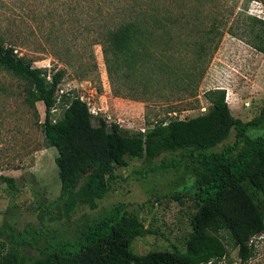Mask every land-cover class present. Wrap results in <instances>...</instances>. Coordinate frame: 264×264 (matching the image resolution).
Wrapping results in <instances>:
<instances>
[{
    "label": "rangeland",
    "instance_id": "rangeland-1",
    "mask_svg": "<svg viewBox=\"0 0 264 264\" xmlns=\"http://www.w3.org/2000/svg\"><path fill=\"white\" fill-rule=\"evenodd\" d=\"M140 10L178 16L177 23L162 20L166 31L160 46L171 34L172 48H190L197 31L210 22L223 25L222 35L211 54H148L147 63H138L126 76L111 54L101 53L100 34ZM249 17L264 21V4L258 0H0V36L17 55L40 67L45 79L62 70L61 96L81 94L100 116L119 118L121 128L140 130L170 118L204 113L210 106L206 93L215 88L224 90L234 117L246 121L258 114L264 104V52L252 46L250 31L256 27L250 29ZM185 83L189 86L182 92ZM28 90L23 77L0 66V175L19 179L14 190L0 183V224L6 221L20 237L41 244L55 237L77 240L89 222L130 211L150 230L133 239L134 253L172 245L182 249L190 232L189 214L196 208L201 166L182 161L149 171L142 160L126 156L127 165L116 169L118 177L95 208L78 204L65 212L56 199V150L47 147L42 137L43 104L32 102ZM63 100L56 102L49 119L62 116ZM262 132L264 118L246 133L253 138ZM232 140L230 131L213 149L220 150ZM172 193L178 198L170 197ZM217 235L226 255L210 264H264V232L251 237L252 253L244 262L239 261L229 234L219 229ZM0 240H4L1 234Z\"/></svg>",
    "mask_w": 264,
    "mask_h": 264
},
{
    "label": "trees",
    "instance_id": "trees-1",
    "mask_svg": "<svg viewBox=\"0 0 264 264\" xmlns=\"http://www.w3.org/2000/svg\"><path fill=\"white\" fill-rule=\"evenodd\" d=\"M258 1L264 4V0ZM249 18L250 29L256 27L250 31L252 46L264 52V21ZM162 20L177 23L178 16L140 10L138 15L108 26L100 34L101 53L111 54L115 66H123L127 71L124 75L129 76L138 63H147L144 59L148 54H211L222 35L223 25L210 22L197 31L190 48H172L171 34L160 46L161 35L166 31ZM0 66L23 77L29 85L31 101L43 104L42 137L47 147L56 150V199L65 212H71L78 204L95 208L110 182L118 177L116 169L127 165L126 156L142 160L149 171L175 167L182 161L201 166L194 194L196 208L189 214L190 232L182 249L172 245L170 249L134 253L130 248L133 239L150 230L136 213L122 211L89 222L77 240L55 237L41 244L20 237L13 226L3 221L0 264H210L226 255L217 235L219 229L231 237L240 262L251 256V237L264 232V132L253 138L246 132L264 118V104L256 116L243 121L230 113L224 90L215 88L206 93L210 106L204 113L131 130L115 123L107 127L101 118L93 123L84 103L60 96L61 100L65 98L62 116L51 122L49 109L54 105V91L62 70H56L46 80L40 67L17 55L11 45L2 42L1 36ZM188 86L185 83L180 91ZM192 90L187 89L190 93ZM118 93L115 95L120 96ZM230 131L232 142L214 150ZM18 180L0 175V183L12 190L17 188ZM170 197L176 199L178 195L172 193ZM26 248L34 252L28 253Z\"/></svg>",
    "mask_w": 264,
    "mask_h": 264
},
{
    "label": "built area",
    "instance_id": "built-area-1",
    "mask_svg": "<svg viewBox=\"0 0 264 264\" xmlns=\"http://www.w3.org/2000/svg\"><path fill=\"white\" fill-rule=\"evenodd\" d=\"M46 79L49 80L50 79L49 76H47ZM62 93H64L63 90L60 88L59 84H57L56 85V89L54 91L55 102H54V105L49 109V112H53V111L56 110L55 104L59 100V98H60V96H61ZM66 97H69V98H71V97L77 98L79 101H81L82 103H84L85 106H86L87 112L89 113V115L91 117L92 122H96L97 121V118H101L102 121L105 123V125L107 127H109L111 123H115V124L118 125V127H121V124H120L121 123L120 122L121 120L119 118H117L116 120H109V117L108 116H100L98 114V112H97L99 110H97L96 108H94V106L89 101V99L88 98H85L83 95H81V94H69V95H66ZM50 121L51 122H54L55 119H50ZM140 130H143V129H140Z\"/></svg>",
    "mask_w": 264,
    "mask_h": 264
},
{
    "label": "crops",
    "instance_id": "crops-1",
    "mask_svg": "<svg viewBox=\"0 0 264 264\" xmlns=\"http://www.w3.org/2000/svg\"><path fill=\"white\" fill-rule=\"evenodd\" d=\"M114 98H116V97H114ZM103 107H104V108H106V107H107V105H104ZM50 148H51V147H50Z\"/></svg>",
    "mask_w": 264,
    "mask_h": 264
}]
</instances>
